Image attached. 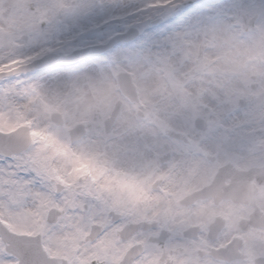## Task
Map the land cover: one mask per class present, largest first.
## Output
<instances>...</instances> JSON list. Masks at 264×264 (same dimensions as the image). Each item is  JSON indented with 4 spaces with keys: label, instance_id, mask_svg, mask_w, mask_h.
<instances>
[{
    "label": "snow or ice",
    "instance_id": "1",
    "mask_svg": "<svg viewBox=\"0 0 264 264\" xmlns=\"http://www.w3.org/2000/svg\"><path fill=\"white\" fill-rule=\"evenodd\" d=\"M27 7L29 23L0 34L7 53L0 65L19 64L0 72V119L17 113L0 129V264H264V247L237 256L211 241L210 197H193L226 182L215 172L221 145L243 144L228 127L205 132L193 123L167 148L135 135L112 146L94 140L93 130L64 128L65 138L85 145L73 152L14 100L19 89L42 87L80 64L158 47L178 33L223 38L220 50L256 39L264 61V0H33ZM158 180L165 182L159 192ZM185 197L193 198L188 207Z\"/></svg>",
    "mask_w": 264,
    "mask_h": 264
},
{
    "label": "rangeland",
    "instance_id": "2",
    "mask_svg": "<svg viewBox=\"0 0 264 264\" xmlns=\"http://www.w3.org/2000/svg\"><path fill=\"white\" fill-rule=\"evenodd\" d=\"M124 2H130V0H124ZM166 2L167 0H157V3ZM31 3L33 0H0V34L24 28L30 21L27 6ZM5 7L10 9L6 10ZM6 16L10 18V22L5 19ZM220 40L217 38L213 41L211 38H206L202 32L192 31L187 34H175L166 42L162 39L158 47L135 46L118 49L97 60L80 64L72 71L42 87L32 85L19 89L14 100L21 110L33 113L32 119L36 128L50 131L69 148H71L67 141L69 138H65L61 130L71 128L79 122L84 123L87 129L96 133L93 139L97 142L106 141L110 145L122 144V141L119 140L124 137L122 132L124 134L127 130H132L134 133H146L145 128L162 127L165 119L173 121L178 115V104L182 94L183 98L186 97L189 102L193 101L201 91L211 94L208 90H214L212 85H204L206 79L221 81L220 84L214 82L216 88L213 95L222 97V95L228 96L231 91V83H225V81L235 79L236 85L241 87L249 80L250 74L258 73V70L261 69L264 70V61H262L258 49L259 40H234L230 47L223 50L217 47ZM212 42L216 47L210 49L207 53L208 57L199 58L201 43L212 45ZM194 47L197 48V51L191 58V55L194 54L192 52ZM8 51L10 52L11 49ZM6 54L3 48H0V58ZM172 58L180 59L177 68L171 64ZM185 63H188L189 66L184 65ZM88 64L97 67V69L94 68L92 75L86 73L85 69ZM210 64L214 65L211 69L215 72L212 74L210 73L212 70L208 71ZM253 65L257 66L251 67ZM18 66V62L14 61L11 64L0 65V68H3V72H7ZM190 68L199 70L197 78L189 76V72L183 71ZM229 68H232L237 74L232 77L229 73L220 75V72ZM162 70L166 79H163ZM122 71L130 73L136 85H139L141 103H130L123 97L117 78ZM178 72L186 76V82L194 80L190 86V92H193L192 97L184 92L180 77H176ZM167 76L170 77V81H167ZM95 85H98V91L94 89ZM222 87L223 90H221ZM24 97H27V101L22 106L19 101ZM164 99H169L167 106H170L171 109L164 108ZM119 101L122 102L119 121L111 134H106L105 121L110 117ZM139 110L146 114V117L140 120L136 114L132 115ZM53 113L61 114L64 120L62 126L52 121ZM16 119L15 110L3 112L0 129L7 130L8 122ZM84 147L85 145L81 142L76 143L75 152H79ZM66 163L61 158L57 164L65 166Z\"/></svg>",
    "mask_w": 264,
    "mask_h": 264
},
{
    "label": "flooded vegetation",
    "instance_id": "3",
    "mask_svg": "<svg viewBox=\"0 0 264 264\" xmlns=\"http://www.w3.org/2000/svg\"><path fill=\"white\" fill-rule=\"evenodd\" d=\"M183 71L189 72V76H196V78L199 76V70L193 68ZM213 72L215 71H210L211 74ZM263 72L264 70L261 69L258 73L250 74L249 80L247 79L248 81L241 87L236 85L235 79L225 81V83H231L228 96L221 94L227 102L226 106L218 104L217 97L213 95L216 88L214 82L220 84L221 81L206 79L204 85H212L214 91L208 90L211 94L201 91L191 102L187 101L186 97L183 98L182 94L178 104V115L173 121L165 119L161 128H145L146 133H134L132 130H127L122 134L124 137H121L123 143L129 135L158 138L167 148L174 145L176 141L184 140L194 123L197 130L205 132L217 128L222 132L225 127H228L236 139L242 138V146L232 147L227 143L222 144L221 158L214 161L217 177H225L226 182L218 180L211 186L210 192L202 188L193 193L194 198L210 197L214 208V215L207 222L208 238L217 244L226 243L229 246V252L237 256L245 251L252 252L264 247V229L261 228L264 225ZM178 76L184 92L192 97L193 92H190V86L194 80L186 82L184 74H178ZM167 81H170L169 76ZM168 100H164V108L171 109L167 106ZM233 108L236 111L229 115L228 111ZM225 119L228 121L227 124ZM164 159L168 157L165 156ZM198 179L199 177L194 175L193 183H196ZM164 183L158 180L153 187L159 192ZM180 203L188 207L193 203V198L185 197Z\"/></svg>",
    "mask_w": 264,
    "mask_h": 264
},
{
    "label": "bare ground",
    "instance_id": "4",
    "mask_svg": "<svg viewBox=\"0 0 264 264\" xmlns=\"http://www.w3.org/2000/svg\"><path fill=\"white\" fill-rule=\"evenodd\" d=\"M8 6V5H7ZM6 8V10H9L10 8L9 7H5ZM219 38V37H218ZM220 39H223V38H220ZM202 45H203V43H201ZM208 47H209V49H214L216 46L214 45V43L212 42V45H209L208 44ZM179 61H180V59H178V58H174L173 60H172V62H173V64H177V63H179ZM97 69V67L95 66V65H87V67H86V73L88 74H90V75H92V73L94 72V70L95 69ZM3 70V68H0V71H2ZM95 75V74H94ZM94 89L96 90V91H98L99 90V87H98V85H95L94 86ZM26 101H27V97H24V98H22L20 101H19V104L20 105H22V106H24L25 105V103H26ZM93 109H94V111L96 110V108H95V105L93 106ZM74 149H76L75 147H74Z\"/></svg>",
    "mask_w": 264,
    "mask_h": 264
},
{
    "label": "water",
    "instance_id": "5",
    "mask_svg": "<svg viewBox=\"0 0 264 264\" xmlns=\"http://www.w3.org/2000/svg\"><path fill=\"white\" fill-rule=\"evenodd\" d=\"M128 85H130V86H131V84H130V81H129V80H128ZM128 85H127V83H126V82H123V83H122V86H123V88L125 89V91H127ZM118 111H119V108L117 109V111H115V113H117ZM58 121H60V119H58Z\"/></svg>",
    "mask_w": 264,
    "mask_h": 264
}]
</instances>
